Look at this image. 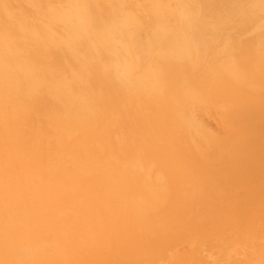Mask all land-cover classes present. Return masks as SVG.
I'll return each instance as SVG.
<instances>
[{
	"label": "bare ground",
	"instance_id": "6f19581e",
	"mask_svg": "<svg viewBox=\"0 0 264 264\" xmlns=\"http://www.w3.org/2000/svg\"><path fill=\"white\" fill-rule=\"evenodd\" d=\"M10 1L12 2L13 0ZM24 1L30 3L38 11V7H41L43 3L42 0ZM145 1L152 12V17L148 21L149 29L146 40L133 45L126 41L130 35H127L128 33L126 34L124 29L130 24L137 22V19L128 9L129 5L126 0H108L106 3L98 0H64V4L59 7L48 2V4L44 5L46 7L41 16L37 15L32 17V19L25 16L23 10L15 15L10 11V8H7L6 0H1L0 129L6 133V136L3 134L5 136L3 138L6 144H10L11 154L0 155V206H3L8 211H11V207L13 211L19 209L20 202L24 199V193L31 191L33 188L31 182L35 178L28 176L27 172L16 169L15 174L9 175L7 167H9L10 163L6 162V156H12L16 163H20L21 157L14 146V141L9 138L11 135L8 127L14 121V118L24 112L27 101L31 100L40 87L46 86L50 95L60 104L61 110L59 108L57 109L58 111L52 112V120L55 126L64 133L63 135L80 131L78 133L81 134L83 145L101 138L102 123L97 121V106H99V101L105 97L104 87L109 85L118 86L129 96L145 94L148 97L163 99L165 102L162 103L166 105L168 113L177 119V123L188 126L191 123V119L179 111L176 108V104H179L184 99L181 96L182 89L185 91L184 89L189 88L191 79L189 80L187 76L189 75V70L195 65L191 58L193 52L200 54L205 49L209 52L215 42L224 41V39L227 42L226 39L230 38L232 40V37L235 39L233 28H237V30L246 28V24L257 22L264 15V0H182L180 1L182 2L181 4L178 3V7H171L167 0ZM44 2L46 1L44 0ZM20 3L16 0L17 5ZM132 6L138 7V4L135 3ZM54 23H61L63 27L62 35L54 36L52 31ZM226 28L227 31H225ZM137 29L136 27L133 33L136 34ZM231 31L233 32L232 36ZM25 36H29L35 42L36 51L34 53L28 51L24 41L22 43L19 42V38ZM256 36L259 41L255 45V61H252L251 65H247L251 69L249 72L253 74L250 78L254 80L259 79L264 74V36L261 33L256 34ZM259 36L261 38H258ZM121 37L125 40V43L124 41L122 42ZM187 39L192 43L190 50L186 46ZM53 45L60 46L70 60L66 68L68 71L67 75H59L61 71L60 62L55 67L53 66L55 63L51 64L49 62L50 53L48 52ZM242 46L244 48L247 44ZM146 51H151L154 54L153 62L155 63L151 65L146 63L142 67L137 66L135 63L136 55ZM244 52H241L239 56L248 58ZM239 56L237 57L240 58ZM195 62L197 63V61ZM215 63L216 60L213 57L200 63L202 67L201 75L195 77L193 83L201 87L203 96H209L212 92L213 101H222L228 98L226 99L227 101L240 102L245 97L243 95V86H246V84L241 82L243 86L238 85V83L235 84L236 75L231 76L234 82L227 83L222 81V75H230L228 70L225 69L227 63H223L224 65ZM229 63L233 66L237 65L232 59H230ZM155 64L162 68L164 80L169 86L168 92L164 97L161 96L160 85L154 78ZM234 70L237 69L234 67ZM250 81H247L248 86L252 85ZM93 83L94 87L92 86ZM248 104H252V101H248ZM234 114L238 115L237 113ZM97 123H99V127ZM95 124L96 130H93ZM173 126L170 131L158 128L157 125L154 126L159 135L160 147H158V152L153 151V154L156 156L160 151L159 156L162 159H164V156L167 157L168 161L174 155V144L171 143L169 136H167L168 134L172 135L176 125L174 124ZM151 127L153 128V126ZM193 144L195 149L199 151L200 149L195 140ZM77 146L84 151L85 155L82 159L79 155L73 156L75 162V173L73 175H82L87 184L86 190L82 189L76 199L77 202L74 200L72 207L76 213L83 214V225L87 233L90 234V238L92 239L93 233H96L97 237L100 229H107L109 232L113 231V235L110 233V241L116 240V235L119 233L127 234L130 237L133 231L147 230L149 226V220L147 221L148 213L158 206L166 196L164 189L165 179H162L158 174L137 178L134 175L136 169L141 167L148 169V165L142 164V156L135 155L132 159L124 161L119 165L120 171L115 174L112 169H109L108 159L97 161L100 163L93 162L91 161L90 149L85 146H82V148L80 145ZM103 149L106 150V146ZM105 157L106 155L103 158ZM172 161L173 164H170L169 161V166L166 164L167 161H164L168 170H165L163 160L161 162L167 172L171 169V165L173 166L171 171L175 168L172 171L176 172L175 174L171 171L165 173L172 174V177L169 175V177L166 176V179L171 177V182L173 181L177 185V191L175 184L173 185L174 192H176V200L174 198L171 199V203L169 201L170 206L165 207L166 209L164 208L162 212L163 215H160L162 216L160 217L162 223L159 224L161 226H158L157 229H165L167 227L166 235L165 237L157 238L151 243L153 252L155 250L157 251L156 253L162 252L164 247L169 246L175 240L180 241V237L188 231L197 232V242L217 236L221 244H227L228 241H231L230 243L234 245L245 243L249 239L250 231L257 228L260 230V234H264V192L255 193L259 185L258 181L254 182L252 191L244 193L243 196H240V199L233 198L235 201L229 197L224 199L223 191H216V187L211 190L209 188V193L207 192V194L206 191L203 192L206 196L204 194L205 197L200 195L203 200L197 197V202L195 197H190L192 193L199 191L201 185H206V181L218 184V179H223L224 177L222 178V174H219V172L214 174V176L210 174V177L208 174L205 176L204 173L202 176H196L198 169L195 173L193 172L194 167L187 166L191 168L189 169L195 176L194 174H192L194 177L188 176L191 173L187 172L188 174L186 175L189 179L187 177L185 179L186 175L184 174L187 169L185 168L183 171L184 168L180 167L182 163L179 162L178 165L176 158ZM6 164L8 165L6 166ZM19 167L20 165H18ZM177 167H180V169ZM181 168H183L182 171ZM91 171L96 174L93 175ZM177 172L178 175H180V172H184V176H181L182 174L177 176ZM68 176L70 179L71 175ZM53 179L57 180V177ZM185 180L187 181V186ZM181 184H185V187L183 188ZM236 184L244 186L249 183L247 184L246 179H240V181L238 179ZM67 186L70 187L73 184L68 183ZM186 190L188 192L191 191V194L189 193L190 196L187 195L185 202L180 201L184 197H178L179 200L177 198L178 192L180 191V195H182L184 194L183 192H187ZM214 190L218 192L217 195H220V193L222 195V197L221 195L219 196L221 199L218 197L220 203L217 199H214L217 200L216 203L219 206L223 203L222 199L226 201L220 207H217V204L216 206L214 204L206 206L211 200L210 196L207 197V195H211ZM215 192L214 195L217 196ZM175 195L173 194V197ZM36 197H39V193ZM31 198L27 200L28 203L31 202ZM207 198L210 200L206 201ZM39 199L40 205L38 207L35 208L34 205H31L26 211L20 210L18 215L10 217L8 222L5 223L6 229L9 232L10 230L13 231V234L11 233L9 239H6L4 243L6 242L10 249L14 250L15 248L16 253L17 249L22 248L23 239L35 236L38 229L49 225L48 220H51V215L57 208L58 203L48 210L46 208L47 199L41 195ZM177 202L179 207L181 204L180 209L182 211L175 210V205L172 208L173 204H177ZM203 202L204 206H206L205 208L195 209L198 206L196 203L203 206ZM237 203L239 206H237L238 208L235 207V209H238V212L233 213L235 211L233 207ZM242 204L256 209L254 210L255 213L246 212L243 214ZM94 205H99V211L103 210L104 217L102 214L100 220L92 218L91 210ZM201 214H210L212 216L204 226L200 225L199 222L194 223L192 221V217L196 219ZM175 215L180 216V223H182V217H187L188 223H184L185 220L183 222L185 225L181 224L183 227L177 225L181 229H178L174 235L172 231L175 228L172 229L171 227L174 226ZM15 220L20 222V227L22 226L20 232L18 229L14 230L13 221ZM229 226L234 227L233 233L229 232L226 235H221L220 232H225ZM169 228L170 230H168ZM9 232H7V236ZM217 234L220 235L218 236ZM88 239L89 236L86 241ZM101 240L96 238L98 244H101ZM104 240L106 243V237H104ZM68 241L72 243L71 240ZM225 246H221L222 251H224ZM197 247V251L205 248L202 244L199 246L195 245L192 248L196 250ZM205 251H207V248ZM40 253L44 257L42 248H40ZM206 255L212 259V264H228V260L217 261L209 252ZM6 257H0V262H4ZM13 257L15 256L13 255ZM17 257L16 254L15 259ZM26 257L28 258V256ZM152 257L154 255L151 254L147 258L153 260ZM185 257L186 254L183 256L179 255L173 263L169 264H196L195 261L199 260L198 258L189 260Z\"/></svg>",
	"mask_w": 264,
	"mask_h": 264
},
{
	"label": "rangeland",
	"instance_id": "374dc122",
	"mask_svg": "<svg viewBox=\"0 0 264 264\" xmlns=\"http://www.w3.org/2000/svg\"><path fill=\"white\" fill-rule=\"evenodd\" d=\"M8 1L6 0V6L10 8L12 13L16 15L23 10V14L30 19L37 15L40 17L46 7L44 5L48 4V2L52 3L51 5H56V7L64 4V0H45L46 2L42 0V6L38 7V11L27 1L18 0L21 2L19 5H17L18 3L16 4V0L12 2ZM98 1L106 3L108 0ZM126 1L129 5L128 9L137 19V22L130 24L124 29V32L130 35L126 41L129 44L136 45V43H142L146 40L149 29L148 21L152 17V12L145 0ZM180 1L182 0H167L171 7H178V3H182ZM135 3L138 4V7L132 6ZM246 26H244L246 28L238 30L237 28H233L235 39L233 37L232 40L227 38V42H225V39L224 41L219 40L213 44L209 52L205 49L200 54L193 52L191 55L195 65L189 70V75L187 76L189 80L191 79L189 88L184 89L185 91L182 89L181 96L184 99L179 104H176V108L191 119V123L188 126L177 123V119L168 113L166 105L162 103L165 102L163 99L148 97L145 94L129 96L118 86L109 85L104 87L105 97L99 101V106H97V121L102 123L101 138L83 145L81 134L78 133L80 131L63 135L64 133L59 131L58 127L55 126L52 120V112L59 108L61 110L60 104L50 95L46 86L40 87L31 100L27 101L28 104L26 103L24 112L17 116V118H14V121L8 127L9 134L11 135L9 138L14 141V146L21 157L20 164L16 163L12 156H10L11 159L9 156H6V162L10 163L9 165L6 164V166H9L7 167L9 175L15 174L16 169H18V171L27 172L28 176L35 179H32L31 182V185H33L32 190L24 193V199L21 200L19 209L13 211L11 207V211H8L3 206H0V257L7 256L4 258V262H0V264H142V261L144 262L143 264H169L173 263L179 255L183 256L184 254H186L185 258L189 260L198 258L199 260L195 261L196 264H212V259L206 255L207 252L212 254V257L216 258L217 261L228 260V264H264V234H260L258 228L250 231L249 239L239 245H234L230 243L231 241H228L227 244H221L217 236L197 242L198 234L195 231L185 232L180 237V241L175 240L169 246L164 247L163 251L159 253H156V250L153 252L151 244L157 238L161 236L165 237L166 235L167 227L165 229L157 228L162 223L160 218L162 216L160 215L163 209L168 205L170 206L171 199L176 198L173 185L175 184V189L177 185L173 181V184L171 182L172 174H166L173 169V166L171 165L169 172L165 171L168 170L166 169L168 167H165L167 166L166 164L169 161L171 164L175 158L178 165L179 162L182 163L180 167L184 169L181 168V171L182 169L183 171L185 168L187 169L184 175L189 172L191 174H188V176H193L192 174L194 173L190 171V167H194L195 169L192 168L194 169L193 172L198 169L196 176H202L204 173L205 176L208 174L210 177V174L214 176V174L219 172V174H222V178L226 177L225 179H218V184L206 181V185H201L200 190L192 194L191 191L188 192L186 190V193L183 192L184 194L180 195L181 192L179 191L177 198L184 197L182 200L178 198L180 201L185 202L187 195L190 196V194L191 198L195 197V201H197V197L203 200V197H201L205 195L203 192L206 191L207 194L209 188L211 190L216 187V191H223L222 195L225 196L223 197L224 199L228 197L230 199H240V196H243L244 193L253 190L254 187L252 188V186H254V182L256 181L259 182V185L255 193L264 192V74L259 79L254 80L250 78L253 74L249 72L251 69L247 67V65H251L252 61H255V45L259 41L256 34L261 33L264 36V15L257 22L248 23ZM136 27L138 29L135 34L133 31H135ZM52 31L54 36L62 35L63 27L61 23H54ZM225 31H227V28ZM232 33L231 31V36ZM258 38H261V36ZM19 39L20 43L24 41L25 47L29 52L34 53L36 51V44L32 38L25 36ZM121 40L125 43L122 37ZM245 44L247 46L244 49L242 45ZM186 46L189 48L188 50L192 47V43L188 39L186 40ZM241 52L246 53L248 58L239 56ZM48 53H50L49 62L51 64L55 63L54 67L55 65L58 66L60 62L61 71L59 75H67L68 71L66 68L70 60L63 52V49L60 46L53 45ZM210 57L215 58V64L217 65L227 63L225 69L228 70L230 75H222V81L227 83L234 82L232 77L236 75L235 84L238 83L241 86H243L241 83L246 84V86H243V95L245 97L240 102L227 101L226 99L228 98L222 101H213L212 92L209 96H203L201 87L193 83V79L201 75L202 67L200 63H203ZM230 59L234 60L237 65L233 66L230 64ZM153 60L154 54L151 51L143 52L135 57V63L139 67L144 66L146 63L150 65L155 63ZM234 67L237 70H234ZM232 69L233 71H231ZM154 78L158 82V85H160L161 96L164 97L168 92L169 86L164 80L162 68L156 64L154 67ZM248 80H253L250 81L252 85H247ZM92 86L94 87V83ZM248 101H252V104H248ZM174 124L176 127L172 135H167L171 143L174 144V155L168 161L167 157L164 156V160L159 156L160 151L157 153L160 142L158 140L157 129L154 126L157 125L158 128L170 131L174 127ZM93 130H96V124ZM3 134L5 135L6 133L0 129V155L11 154V146L10 144H6L3 138L6 135L4 136ZM194 140L198 144L199 151L195 149ZM77 145H80L81 148L85 146L90 149L91 161L93 162L108 159L109 169H112V172L115 174L120 171L119 165L121 163L132 159L135 155H139L143 158L141 160L142 164L148 165V169H144V167L136 169L134 175L137 178L158 174L162 179H165L164 189L166 196L158 206L148 213L147 221L149 220V226L147 230L133 231L130 237L127 234L119 233L116 235V240L113 239L115 241H110V233L113 235V231L109 232L107 229H100L97 237L96 233H93L94 235H91L92 239L90 238V234L87 233L83 225V214L76 213L72 207L74 200L77 199L82 189L86 190L87 184L82 175H73L75 173L73 156L79 155L82 159L85 155L84 151L78 148ZM105 146L106 150L103 149ZM153 151H157L156 156L153 154ZM104 155H106L105 158H103ZM162 160L163 162L167 161L166 164L164 162L165 170L162 166ZM18 165H20L19 168ZM187 166H190V169ZM180 167L177 168L180 169ZM178 172L177 176L181 174V176H184V172H180V175H178ZM91 173L93 175L96 174L92 171ZM172 173L175 174L176 172ZM68 175H71L70 179ZM169 175L171 177L166 179V176L169 177ZM188 176L186 175L185 179ZM54 177H57V180L53 179ZM238 179L239 181L240 179H246L247 184H249L244 186L237 185ZM68 183L73 184V186L68 187ZM185 184L187 186V181ZM185 184H181V186L184 188ZM220 188L222 189L219 190ZM214 192L215 190L211 192V195H207V197L210 196L211 200L207 198L206 201L210 200V202L206 206L211 204L216 206L217 200L219 202L221 199L219 197L221 193L217 195L218 192H215L217 195L215 196ZM38 193L39 197L41 195L47 199L46 208L48 210L58 203L57 208L52 213V218L49 216L51 218L50 221L48 220L49 225L38 229L35 236L23 239L22 248L17 249L16 253L15 248L14 250L10 249V246L8 247L6 242L4 243L6 239H9L10 234H13V231L10 230L9 232L6 229L5 223L8 222L10 217L18 215L20 210L26 211L31 205H34L35 208L38 207L40 205V199L36 197ZM173 194L175 197H173ZM30 197H32V200L28 203L27 200ZM224 201L222 199L223 203ZM221 204L220 206H222ZM196 205L198 206H194L195 209L206 207L204 206V202L203 206L197 203ZM220 206L217 204V207ZM237 206H239L238 203L233 207L235 210L233 213L238 212V209H235ZM242 206L243 214L246 212L255 213L254 210L256 209L253 207L244 204ZM173 207L175 210L182 211L180 209L181 204L179 207L178 202L177 204H173ZM178 211L175 212L179 213ZM91 214L92 218L100 220L103 210L99 211V205H94ZM177 215H175L176 218L173 222L174 226L171 227L172 229L175 228L172 231L174 235L178 229L183 227L181 224L187 218L182 217V223H180L181 218ZM210 218H212L210 214H201L196 219L192 217V221L194 223L199 222L200 225L204 226ZM187 221L184 223L187 224ZM13 222L15 225L14 230L18 229L20 232L22 228V226L20 227V222L16 220ZM177 225L181 227H177ZM233 231L234 227L229 226L225 232H220V234L226 235L229 232L233 233ZM7 232H9L8 236ZM220 234L217 235L219 236ZM88 236L89 239L86 241ZM104 237H106V243ZM96 238L102 239L101 244L96 242ZM68 240H71L72 243ZM201 244L203 247L205 246L204 250L197 251L198 247L196 250H193L194 248L192 247ZM222 245H226L224 251H222ZM40 248L44 251V257L40 253ZM206 248L207 251H205ZM16 254L18 257L15 259ZM151 254L154 255L152 257L153 260L147 258Z\"/></svg>",
	"mask_w": 264,
	"mask_h": 264
}]
</instances>
